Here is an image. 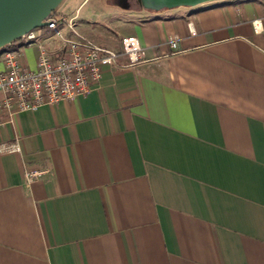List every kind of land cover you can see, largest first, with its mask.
I'll use <instances>...</instances> for the list:
<instances>
[{
  "label": "crops",
  "instance_id": "1",
  "mask_svg": "<svg viewBox=\"0 0 264 264\" xmlns=\"http://www.w3.org/2000/svg\"><path fill=\"white\" fill-rule=\"evenodd\" d=\"M126 14L74 29L142 61L0 125V264H264V0Z\"/></svg>",
  "mask_w": 264,
  "mask_h": 264
},
{
  "label": "built area",
  "instance_id": "2",
  "mask_svg": "<svg viewBox=\"0 0 264 264\" xmlns=\"http://www.w3.org/2000/svg\"><path fill=\"white\" fill-rule=\"evenodd\" d=\"M47 19L44 27L25 33L18 46L0 53V125L20 112L88 93L104 69L117 66L120 60L133 65L144 58L145 48L135 36H121L118 47L111 48L78 34L73 17L66 19L52 13ZM250 25L256 32L264 31V15L252 18ZM166 44L173 46L174 39ZM30 47L35 49L32 66L25 57V49ZM0 151H18L17 142L0 143ZM40 172L26 170L23 177L30 181Z\"/></svg>",
  "mask_w": 264,
  "mask_h": 264
},
{
  "label": "water",
  "instance_id": "3",
  "mask_svg": "<svg viewBox=\"0 0 264 264\" xmlns=\"http://www.w3.org/2000/svg\"><path fill=\"white\" fill-rule=\"evenodd\" d=\"M63 0H0V53L28 31L44 27ZM222 0H138L142 9L158 12L176 7L194 8Z\"/></svg>",
  "mask_w": 264,
  "mask_h": 264
},
{
  "label": "rangeland",
  "instance_id": "4",
  "mask_svg": "<svg viewBox=\"0 0 264 264\" xmlns=\"http://www.w3.org/2000/svg\"><path fill=\"white\" fill-rule=\"evenodd\" d=\"M123 4L122 0H63L53 13H67L68 15L75 13L72 19L73 26L80 19H84L83 22L87 23L85 31L96 34L99 31H107L106 29L120 15L122 17L127 15L128 11L122 10L121 5ZM28 49L26 48L25 51Z\"/></svg>",
  "mask_w": 264,
  "mask_h": 264
},
{
  "label": "flooded vegetation",
  "instance_id": "5",
  "mask_svg": "<svg viewBox=\"0 0 264 264\" xmlns=\"http://www.w3.org/2000/svg\"><path fill=\"white\" fill-rule=\"evenodd\" d=\"M121 1V0H120ZM124 2L123 5H121L122 10L124 11H146L144 9H142V7L140 6L138 0H122Z\"/></svg>",
  "mask_w": 264,
  "mask_h": 264
},
{
  "label": "trees",
  "instance_id": "6",
  "mask_svg": "<svg viewBox=\"0 0 264 264\" xmlns=\"http://www.w3.org/2000/svg\"><path fill=\"white\" fill-rule=\"evenodd\" d=\"M47 20H48V19H47ZM20 42H21L20 39H19V40H16V41L12 42L11 44L7 45V46L5 47V49H13V48H15L16 46H18V45L20 44Z\"/></svg>",
  "mask_w": 264,
  "mask_h": 264
}]
</instances>
